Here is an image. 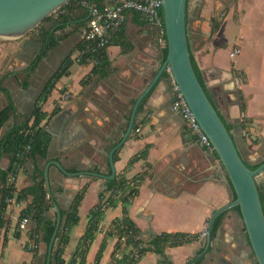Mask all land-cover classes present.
Returning <instances> with one entry per match:
<instances>
[{
    "label": "crops",
    "instance_id": "1",
    "mask_svg": "<svg viewBox=\"0 0 264 264\" xmlns=\"http://www.w3.org/2000/svg\"><path fill=\"white\" fill-rule=\"evenodd\" d=\"M222 1L188 0L189 49L218 112L235 127L233 137L243 161L250 168H259L264 164V0H231L226 5ZM68 15L67 25L55 32L59 43L30 73L43 47L41 35L52 34ZM51 17L33 31L31 41L27 37L0 38V76L6 77L2 86L9 91L17 112L28 115L64 61L72 62L68 74L39 103L47 114L42 123L50 137L46 156L28 157L16 183L17 191H23L41 173L38 181L46 188L44 172L52 162L72 174L67 177L57 167H49L48 215L55 218V204L62 216L87 186L79 223L70 231L64 249L65 264H78L90 214L110 196L111 181L84 173L112 175L110 153L124 137L137 101L152 85L137 109L133 132L113 155L115 179L125 180L127 186L104 211L87 250L86 264H114L117 238L108 233L123 218L125 208L144 242L162 233H202L213 213L232 203L236 194L230 181L224 180L219 158L189 134L184 119L172 108L171 76L163 71L167 45L160 41L158 29L140 14L127 13L122 30L106 48L110 67L102 77L93 73V62L81 61L76 48L84 39L88 11L74 2ZM29 74V87L24 88L22 83ZM5 106L0 92V110ZM17 122L15 116L10 118L0 131V141ZM137 129H141L138 134ZM146 150L144 158L131 164ZM8 165L9 159L0 150V171ZM259 187L264 191V174ZM134 191L137 194L131 197ZM31 202V197L22 202L14 199L8 205L7 225L0 229V264L40 261L43 245L35 250L29 228L19 230L20 214ZM218 219L208 252L206 240L195 241L167 248L164 253L148 252L138 264H257L240 209L226 211Z\"/></svg>",
    "mask_w": 264,
    "mask_h": 264
},
{
    "label": "trees",
    "instance_id": "2",
    "mask_svg": "<svg viewBox=\"0 0 264 264\" xmlns=\"http://www.w3.org/2000/svg\"><path fill=\"white\" fill-rule=\"evenodd\" d=\"M89 1L98 3L95 0ZM74 2L75 1H72L71 3L65 5L61 8V10L67 9ZM68 17L69 15L59 22L58 28L53 31L52 34H50L49 31L43 32V34L41 35L43 47L40 52V55L31 64L29 68L30 73H32L33 70L37 67L40 60L50 50H53L57 46L60 38L58 39V37L55 36V32L60 29H63L67 25L69 21ZM51 18L52 17H49L47 21H50ZM219 23L215 24L214 32L218 30ZM112 40L110 41L109 45L112 43ZM93 47L94 45L92 43H89L85 39H83L77 45L76 48L81 52V61L93 62L95 64L93 73H99L102 77H104L108 73L110 67L106 54L107 47L92 51ZM167 55L168 49L166 47L165 59H167ZM191 60L195 73L201 85L207 91L204 80L202 78L201 71L199 70L198 65L192 55ZM71 65L72 62L70 59H66L64 61L59 71L48 81L42 95L39 97L36 103L34 110L28 115L19 114L17 112V109L14 105L9 91L2 86V82L4 81V79H6V77L0 78V92L2 93L6 101L5 108L0 110V131L3 129V127L6 125V123L10 120L12 116H15L18 119V122L6 133V135L0 141L1 154L9 159L8 168L4 171H0V229L5 228V226L7 225L5 215L8 208V203L6 201L8 199H16V202H22L27 201L31 197V204L21 212L19 220L21 221L25 217L28 218V228L30 230V238L34 242V249L37 250L39 248L40 243L43 245V248H45V260L43 264H46L47 261L49 243L56 228V218L49 217L48 215L51 207L47 200V191L44 186V183L42 181H38V178L41 177V173H37L38 175L35 177V183L32 187L20 192H18L15 187H9L7 185V178L13 168L17 156L26 147L30 148L27 158L46 156V151L50 143V137L46 132L45 128L42 126V123L47 118V114L42 112L39 103L45 100L51 94L57 81L64 75L68 74ZM29 80L30 74L22 83L24 88L29 87ZM212 103L215 106L213 100ZM241 109H245V101L243 99L241 100ZM221 118L225 123L227 130L233 132L235 127L231 124H228L222 116ZM146 155L147 150L144 151L141 155H139V157H136L135 159L131 160V164H133L140 158H144ZM250 169L256 170L258 168L255 167ZM126 186L127 182L123 179L116 178L111 181L108 187V191L110 192L109 198H107L104 203L100 204L96 209L91 212L88 226L85 235L82 239V245L84 247V250L80 253L78 257V264H86L87 250L89 249L91 242L93 241L95 232H97L99 229L100 219L102 218L104 211L115 203V198L117 194L123 191ZM87 189V186H85L78 193L70 209L67 211V213L62 214L61 216L62 219L65 220L64 231L59 233L58 235V239L52 253L50 264H65V260L63 258L64 249L70 242V231L75 225L79 223V207L86 195ZM258 189L261 201L264 205V191L260 187ZM14 192L16 193L15 198L12 197ZM136 194L137 191H134L133 193H131L130 196L134 197L136 196ZM128 201L129 199H126L125 202L128 203ZM218 221L219 219L217 220L214 226V236L217 232ZM186 235L187 234L182 233H162L159 235H154L148 242H144L140 236L138 228L129 218L126 208L124 209L123 218L121 220L115 221L113 223L112 230L108 233V236H115L117 238L116 251L113 256L114 264H132V261L127 256L117 259V251L122 247V244L120 243L122 237H126V244L132 243L136 247L141 245L140 253L145 255L148 252L164 253L167 248H176L191 243L184 241ZM15 237L19 239L20 233L17 232ZM196 237L197 235H194V238ZM99 258L100 253L98 255L97 261ZM72 264H75V262H73Z\"/></svg>",
    "mask_w": 264,
    "mask_h": 264
},
{
    "label": "water",
    "instance_id": "3",
    "mask_svg": "<svg viewBox=\"0 0 264 264\" xmlns=\"http://www.w3.org/2000/svg\"><path fill=\"white\" fill-rule=\"evenodd\" d=\"M72 1L74 0H0V38L16 40L26 37L56 11ZM162 2L168 49L163 71L169 67L173 79L214 148L213 156L221 161L225 170L224 180L230 181L236 194V199L232 203L218 209L211 216L207 227L206 252L210 250L214 241L213 232L217 218L226 211L239 208L252 249V257H255L257 264H264V205L258 189L259 181L264 174V164L256 170H251L246 165L236 146L233 132L227 130L217 108L212 103L209 92L203 88L195 73L187 35L188 0H162ZM151 87L137 101L124 137L110 153L112 175L104 176L97 173H84V175L106 181L115 179L113 155L133 132L137 109ZM50 165L57 167L64 176H72L59 163L52 162ZM50 165L44 172L49 197H51ZM54 210L57 213L56 228L49 243L46 264L51 263L58 235L64 231L65 226V220L62 219L56 204ZM195 263L192 261L189 264Z\"/></svg>",
    "mask_w": 264,
    "mask_h": 264
},
{
    "label": "built area",
    "instance_id": "4",
    "mask_svg": "<svg viewBox=\"0 0 264 264\" xmlns=\"http://www.w3.org/2000/svg\"><path fill=\"white\" fill-rule=\"evenodd\" d=\"M74 1L77 7H82L88 11L89 18L84 33V39L94 45L92 51L105 48L109 45L110 41L122 30L126 21L127 13L129 12L140 14L144 17L147 23L156 27L158 29L160 41L167 45L162 0H103L102 3H94L89 0ZM60 11L61 9L56 11L53 15L59 14ZM166 71L170 74L172 81L173 110L182 116L189 134L208 151L214 153V148L208 136L202 130L194 113L173 79L169 67H167ZM140 132L141 129L136 130L137 134ZM29 151L30 148L26 147L17 156L13 168L7 178V185L9 187L16 188L18 176L23 169V164L27 159ZM15 196L16 193L14 192L12 197L15 198ZM13 200L14 199H8L6 202L10 205ZM28 224V218H23L19 222V230L26 231L28 229ZM207 236L208 230L206 228L202 233L197 235L196 238H194V235H186L184 241H204L207 239ZM120 243L122 244V247L117 251V259L127 256L132 261V264H138L143 257V254L140 253L141 245L136 247L132 243L126 244V237H122Z\"/></svg>",
    "mask_w": 264,
    "mask_h": 264
},
{
    "label": "rangeland",
    "instance_id": "5",
    "mask_svg": "<svg viewBox=\"0 0 264 264\" xmlns=\"http://www.w3.org/2000/svg\"><path fill=\"white\" fill-rule=\"evenodd\" d=\"M32 36H33V31L32 32H30L26 37H27V39L28 40H30V39H32ZM3 41H14V40H6V39H4ZM31 41V40H30ZM34 46V50H35V47H37L36 45H33ZM39 47V46H38ZM2 73H4V72H2ZM0 78H1V76H0ZM29 236H30V231H29ZM36 253H37V251H36ZM44 255H45V248H43L42 249V255H41V258H40V261L39 262H35V258H34V261H33V263L34 264H43V261H44ZM34 256V255H33ZM36 257V256H35Z\"/></svg>",
    "mask_w": 264,
    "mask_h": 264
},
{
    "label": "flooded vegetation",
    "instance_id": "6",
    "mask_svg": "<svg viewBox=\"0 0 264 264\" xmlns=\"http://www.w3.org/2000/svg\"><path fill=\"white\" fill-rule=\"evenodd\" d=\"M229 1L231 2V0H223L222 2L225 3V5H226V4H229ZM213 22H214V20H213Z\"/></svg>",
    "mask_w": 264,
    "mask_h": 264
}]
</instances>
